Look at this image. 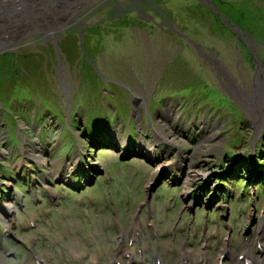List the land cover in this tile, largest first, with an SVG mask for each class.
Wrapping results in <instances>:
<instances>
[{"label":"rangeland","instance_id":"obj_1","mask_svg":"<svg viewBox=\"0 0 264 264\" xmlns=\"http://www.w3.org/2000/svg\"><path fill=\"white\" fill-rule=\"evenodd\" d=\"M230 1L222 14L264 32V0ZM146 2L95 0L0 51V264H35L28 248L50 264H132L127 249L217 264L226 242L264 245V50L240 51L207 6Z\"/></svg>","mask_w":264,"mask_h":264},{"label":"water","instance_id":"obj_2","mask_svg":"<svg viewBox=\"0 0 264 264\" xmlns=\"http://www.w3.org/2000/svg\"><path fill=\"white\" fill-rule=\"evenodd\" d=\"M94 1L0 0V51L12 49L30 37L54 35ZM131 158L126 157L122 160L127 161Z\"/></svg>","mask_w":264,"mask_h":264},{"label":"flooded vegetation","instance_id":"obj_3","mask_svg":"<svg viewBox=\"0 0 264 264\" xmlns=\"http://www.w3.org/2000/svg\"><path fill=\"white\" fill-rule=\"evenodd\" d=\"M188 1L193 2L194 4H192V3L191 4L193 6L197 5L196 7H202V6L206 7L207 6L208 8H210L217 15L218 21L221 23L222 27L221 26L220 27L222 28V30H226L229 33L233 34L234 38L236 39V43H237L240 51L242 50L244 52L248 51V52L252 53V51L260 52L261 50H264V42H263L264 41V32H262V30L256 31L252 28L246 27V25L239 20V16L229 17L227 15L222 14L223 12L221 13V11H223L226 4L229 2L232 3L233 1L232 2L230 0H228V1L227 0L226 1L225 0H188ZM250 2L251 1L249 0L248 4H250L249 8L251 9L252 4ZM234 3L238 4L235 1H234ZM132 4L133 5L137 4L134 7L140 8V10H139V12H140L142 10L141 7L145 4H148V3L147 2L145 3V0H127V4H126L127 6L123 5L122 10L123 9H125V10L129 9L128 7L132 6ZM199 4L202 6H200ZM244 5H246V4H244ZM118 8H119V5H117V3H112L111 8H110V12L113 13ZM144 13L147 15L146 12H144ZM220 17H222V19ZM151 18L154 20L155 17L151 16ZM147 19H148V17H147ZM251 19L253 21H259L261 24L264 23V17H255V18H251ZM146 22H150V21L148 20ZM154 24L156 26H159L160 30L162 32H164V28L161 25V24L164 25V22L161 21L160 24L157 22H154ZM166 30L168 32H170L171 31L170 26H168ZM190 44L194 45L192 39L187 37V39H185L184 46H187ZM184 46H182V47H184Z\"/></svg>","mask_w":264,"mask_h":264},{"label":"bare ground","instance_id":"obj_4","mask_svg":"<svg viewBox=\"0 0 264 264\" xmlns=\"http://www.w3.org/2000/svg\"><path fill=\"white\" fill-rule=\"evenodd\" d=\"M134 2V1H133ZM60 6V5H59ZM13 12H15V10L13 11ZM12 12V13H13ZM258 89V88H257ZM262 91V90H261ZM254 99H253V96L251 95V99H253V100H255V101H253L252 103H251V108L253 109L254 107H255V110L257 109V106H258V95L254 92ZM259 104H261V103H259ZM256 121H259L260 120V117L258 116V114H256L255 113V115H254V117H253ZM261 121V120H260ZM167 138V137H166ZM165 138V139H166ZM150 148H149V151H151L150 149H151V147H153L152 145H150L149 146ZM145 155V154H144ZM188 193V192H187ZM186 193V195H185V197H187L188 196V194ZM11 206V205H10ZM9 208V211L10 212H12V208L11 207H8ZM7 213H8V210H7ZM226 216H227V214H226ZM225 216V217H226ZM33 224H35L36 225V228H37V222H36V220H33ZM8 227H10V226H8ZM137 227H138V224H137ZM141 232V231H140ZM137 235V234H136ZM138 236V235H137ZM7 237V236H6ZM260 243V242H259ZM118 246H119V248L117 249L119 252H118V254L120 255V253H121V251L122 250H124V243H122V244H118ZM223 247L225 248V252H233L231 249H230V247H229V243H225L224 245H223ZM248 250V248L246 249V250H244V251H242V253H240V254H238L237 256H235V255H233V253L232 254H230V258L227 260V262H231L232 264H245L244 263V261L241 259H239V256L240 255H242V254H247V256H249L250 257V260H251V264H264V254H262L259 250H257L256 249V247L254 248V251L252 252V253H250V251H247ZM251 250V249H250ZM256 250V251H255ZM130 250H128L127 249V251L126 252H129ZM117 253V252H116ZM115 253V254H116ZM79 257L81 256V255H78ZM117 256V255H116ZM181 257H182V259H184V258H188L189 259V256H188V254L186 255V254H182L181 255ZM246 257V256H245ZM218 258H220V257H218ZM246 260H249V259H247V258H245ZM130 262H132V264H135V255H132V257L130 258ZM217 262H219V259H218V261ZM178 264H184L183 262H182V260L178 263ZM194 264H209V260H208V257L206 256V254H205V252H199V254L198 255H196V257H194ZM218 264V263H217ZM223 264H226V263H223Z\"/></svg>","mask_w":264,"mask_h":264}]
</instances>
